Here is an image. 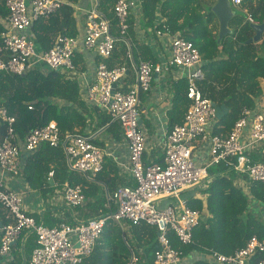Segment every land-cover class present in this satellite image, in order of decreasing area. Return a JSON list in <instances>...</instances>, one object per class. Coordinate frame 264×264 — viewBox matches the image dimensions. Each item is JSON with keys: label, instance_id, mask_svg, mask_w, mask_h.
I'll use <instances>...</instances> for the list:
<instances>
[{"label": "built area", "instance_id": "built-area-1", "mask_svg": "<svg viewBox=\"0 0 264 264\" xmlns=\"http://www.w3.org/2000/svg\"><path fill=\"white\" fill-rule=\"evenodd\" d=\"M243 1L232 0V3L242 9ZM66 4V0H6L10 15L0 35V72L24 76L31 70L42 69L46 73L57 71L67 77H76L83 101L90 108L108 113L111 122L121 126L123 146L128 153L123 168L130 172L134 184L118 187L109 195L107 212L86 222L75 226L64 223L53 228L37 222L26 212L21 194L8 187L6 180L8 176L20 177L22 150L31 154L43 144L60 147L66 155L69 170L85 175L90 181L97 179L103 171L105 158L113 153L102 149L88 134H67L62 138L54 121L33 129L20 140L13 127L15 118L5 108H0V121L8 125L7 134L0 142V204L14 220L0 229L3 233L0 255L9 258L13 244L22 235L35 234L37 246L30 264H81L92 254L106 223L112 221L120 227L124 223H145L155 227L158 245L154 264H181L185 256L172 247L168 232H174L184 245L193 243L194 230L202 221V213L189 208L183 194L208 180L211 167L224 164L233 169L242 175L241 187H244L243 177L264 185V112L244 108L228 135L214 134L218 118L216 108L200 88L205 72L201 53L193 42L181 34H174L163 24L156 34L169 43L168 61L136 60L129 39V16L136 7V0L116 2L117 33L113 31L111 20L99 9L98 0H93L82 37L58 36L51 49L39 51L31 34L34 23L50 18ZM244 11L247 13L245 22L257 23L248 11ZM119 43L126 48L127 64L111 68L108 61ZM81 50L94 51L100 58L91 81L78 78L74 60ZM167 65L175 67L187 82L190 107L183 123L175 125L167 136L163 162L145 164L147 139L139 124L141 94L150 92L154 77L164 75ZM130 70L135 73V82L128 91H122L118 85ZM197 140L208 145L201 162L194 158ZM258 148L261 159L255 160L252 152ZM49 176L52 178L54 172ZM63 186L68 207L78 209L86 203L82 185L66 182ZM130 251L128 264L145 263L135 250L130 248ZM263 253L264 241L254 235L234 254L212 253L209 259L216 264H252V260ZM255 264H264V259Z\"/></svg>", "mask_w": 264, "mask_h": 264}, {"label": "trees", "instance_id": "trees-1", "mask_svg": "<svg viewBox=\"0 0 264 264\" xmlns=\"http://www.w3.org/2000/svg\"><path fill=\"white\" fill-rule=\"evenodd\" d=\"M81 1L66 0L67 4L55 15L34 23L32 30L43 51L51 49L55 43L54 39L58 36L78 35L75 7ZM117 1L98 0L99 9L111 20L115 33L117 20L114 6ZM202 3V0H142L141 13L148 27L154 32L166 24L174 34H181L200 51L205 72V80L200 83L203 95L217 106L225 104L229 109V113L218 120L214 134L222 132L216 128L219 124L225 127L226 133H230L241 118L243 109H257L258 102L264 95L260 83V80L264 79V34L261 43L247 44L254 36L250 23L241 25L244 20L235 18L232 24L239 22L235 35L225 37L222 45L218 46L217 19L213 14L205 13ZM242 8L248 10L257 23H264V0H244ZM9 15L6 0H0V35L5 30L4 22ZM157 15H161L166 21L155 23ZM129 25V33L132 34L135 32V19L131 14ZM133 48L137 61L157 62L149 45L138 42ZM122 54L123 52H117L116 47L113 57L108 61L109 67L112 68L114 59ZM77 57L74 60L76 66L79 64ZM80 68L85 71V68ZM176 84L179 87L169 112L170 128L183 123L190 107L187 82L180 80ZM0 108H5L8 114L15 118L13 127L20 140H24L33 129L44 127L53 121L57 123L62 138L67 134L87 135L88 126L92 124L88 107L81 96L78 79L57 71L46 73L42 69H34L24 76L0 72ZM95 112L100 118L97 128L111 124L109 114L99 109H95ZM115 124H111L109 130H114L115 127L122 130L119 124ZM7 131L8 125L1 122L0 140L5 138ZM96 144L101 145L99 142ZM154 162L162 163L163 157L156 158ZM52 171L53 179L60 186L66 182L71 185L80 184L87 195L91 190L92 194L98 191L96 185H89L82 176L69 170L62 148H53L48 144H43L29 157L24 169V178L32 186L43 189L44 186H50L48 178ZM243 178L244 187H241L239 181L242 175L224 164L211 167L209 179L197 186L204 199L196 194L185 198L189 208L202 213V221L194 230L193 243L184 245L174 232L169 231L168 237L172 247L181 251L185 257L198 256L194 264H216L209 259L212 253L232 255L245 247L254 235L264 241V218L251 209L252 202L264 207V185ZM98 179L113 193L119 187L120 179L116 165L106 161ZM2 212L9 218L4 224L14 221L9 211L0 204V214ZM36 221L41 223L37 219ZM126 224L129 226L128 235L120 225L108 221L96 241L92 254L81 264H128L130 248L144 260V264H154L158 245L157 229L145 223ZM26 246L32 255L37 246L35 234L28 236ZM261 259H264V253L257 255L252 264ZM30 260L31 256L27 264H30Z\"/></svg>", "mask_w": 264, "mask_h": 264}, {"label": "crops", "instance_id": "crops-1", "mask_svg": "<svg viewBox=\"0 0 264 264\" xmlns=\"http://www.w3.org/2000/svg\"><path fill=\"white\" fill-rule=\"evenodd\" d=\"M202 1L206 5H212L216 0ZM92 2L93 0H82L75 7L78 31L77 36L79 37H82L84 34L87 25V12ZM141 3L142 0H136V7L131 10V17L135 19V32L132 34L129 33V39L131 41L132 47H135L136 43L138 42L145 43L151 47L154 58L155 60H157L156 63L167 62L170 54L169 43L166 38L158 37L156 32H154L152 28L148 27L146 20L143 18L141 13ZM165 21L166 20L162 18L161 15H157L155 23L160 24ZM232 22L230 24L231 28L236 29V26L238 25L237 23L239 22H235L236 24H232ZM244 23L245 20L241 23V25H243ZM217 26L219 29V25ZM31 34L32 37L36 40V35L32 29ZM56 39L57 37L54 39V42L56 41ZM36 44L37 47L40 48V45L37 41ZM38 50L43 51L41 48ZM125 50L126 48L124 45L120 43L117 44V52L119 53L120 51L123 52V54L120 57H116L114 59V61L112 62L113 67L119 66L124 63L127 64L125 58ZM77 56L76 57L79 60V66L77 65L78 78L83 81H91V79L95 75L96 67L100 62V58L94 51L87 52L84 50H81L77 54ZM80 67L85 68V71H81ZM180 80L184 81L185 79L180 76L178 70L175 67L167 65L165 67L164 75L154 77L150 92L141 94V128L145 132L147 139V149L144 154L146 161L144 162L145 164L156 163L154 162L156 158L164 156V148L167 141V136L172 130V128H170L169 112L172 109L173 100L179 87L176 83ZM134 82L135 73L130 70L127 73L126 77L120 82L118 88L122 91H128V89L134 84ZM260 83L262 88L264 89V79H261ZM85 105L88 107L89 113L92 118V122L90 118V123L92 124L88 126L87 134L94 137L95 142L101 143L100 147L102 149L113 153L112 156L105 158V162L109 160L113 162L114 165H116L118 174L120 175L118 186L120 187L122 185H128V183H131L133 185L134 181L132 175L129 171H127V169L123 168V164L127 162L128 153L126 148L123 146L124 137L122 130H119L117 127H115L114 130H109L110 125L113 124L112 122L105 127L97 128V123L100 122L98 114H96L94 108H90L86 103ZM257 110L264 112V95L258 102ZM218 120L220 119L217 118L215 125L218 124ZM115 125L117 126V124ZM216 128L222 131L219 135L229 134L228 132L226 133V131H224L225 127L222 124H219ZM2 140H0V142ZM207 147L208 145L201 143L200 140L195 141L194 158L201 162L202 154L207 150ZM32 154H34V152L31 154H27L22 150L19 160L22 170L20 177H15L13 179L12 177L8 176L6 178L8 187L21 194L24 201V207L29 215L39 220L42 224H45V226L53 228L64 223L75 226L78 223L86 222L107 212L106 205L108 204L109 195H112L114 192L110 193L107 186L103 182H100L98 177L97 179L90 181L85 175L77 173L78 175L82 176L87 181V183H89V185H96V187L98 188V191L95 194H92V190L90 191L89 195L85 193L87 197L86 203L78 209H72L68 207L64 199V186H60L59 184H57L53 177L51 178L49 176L48 182L50 186H44L42 187L43 189L34 187L30 183H28L24 178V169L29 157ZM252 157L255 160L261 159L259 148L255 149L252 152ZM184 194L186 197H190L196 194L197 197L199 196L204 199V197L199 194V187H194L189 192H186ZM184 194L183 197H185ZM257 213L259 214V212ZM3 214V212L2 214H0V223L2 226L7 225L4 223H7L9 221L8 216H5ZM122 229L127 235L129 234V226L126 223L122 225ZM2 235L3 233L0 232V245ZM29 235L30 234L22 235V237L13 244L9 258H5L0 255V264H27L31 256V253L28 252L26 246V241ZM197 257L195 255L186 256L181 264H193L194 260Z\"/></svg>", "mask_w": 264, "mask_h": 264}, {"label": "water", "instance_id": "water-1", "mask_svg": "<svg viewBox=\"0 0 264 264\" xmlns=\"http://www.w3.org/2000/svg\"><path fill=\"white\" fill-rule=\"evenodd\" d=\"M202 7L206 11L207 14H213L219 25L218 33L216 36V42L218 46H221L225 37L230 35H235L236 29H232L230 24L235 18H242L244 20L247 19V13L235 7L232 3V0H216L212 5L202 4ZM251 29L254 32V36L251 37L247 44H258L263 39L264 34V23H255L250 24ZM216 108V113L218 119H222L226 114H228V108L225 104L217 106L214 104ZM141 125V120L139 122ZM2 225L0 223V229ZM77 247L79 244L76 245Z\"/></svg>", "mask_w": 264, "mask_h": 264}, {"label": "rangeland", "instance_id": "rangeland-1", "mask_svg": "<svg viewBox=\"0 0 264 264\" xmlns=\"http://www.w3.org/2000/svg\"><path fill=\"white\" fill-rule=\"evenodd\" d=\"M208 1H210V0H208ZM193 188H194V187H193ZM193 188H191V189H193ZM191 189H189L187 192H189ZM184 196H185V194H184ZM198 197H199V196H198ZM185 198H186V196H185ZM251 209H252V211H253L254 213L259 212V215L262 216V217L264 218V207H263L262 205H260V204H256V203L252 202V203H251Z\"/></svg>", "mask_w": 264, "mask_h": 264}]
</instances>
